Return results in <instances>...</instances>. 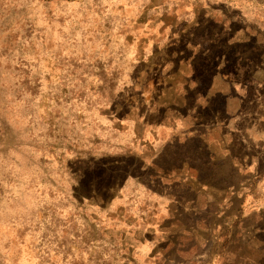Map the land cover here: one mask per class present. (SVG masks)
<instances>
[{"label":"rangeland","instance_id":"1","mask_svg":"<svg viewBox=\"0 0 264 264\" xmlns=\"http://www.w3.org/2000/svg\"><path fill=\"white\" fill-rule=\"evenodd\" d=\"M0 264H264V0H0Z\"/></svg>","mask_w":264,"mask_h":264}]
</instances>
